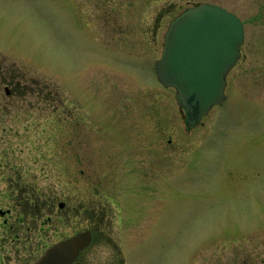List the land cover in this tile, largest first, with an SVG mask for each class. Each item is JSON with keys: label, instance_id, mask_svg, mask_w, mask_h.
<instances>
[{"label": "rangeland", "instance_id": "374dc122", "mask_svg": "<svg viewBox=\"0 0 264 264\" xmlns=\"http://www.w3.org/2000/svg\"><path fill=\"white\" fill-rule=\"evenodd\" d=\"M199 1L237 14L243 39L224 101L185 129L174 89L156 83L151 61L168 21ZM0 66L20 86L13 95L0 86V103H14L0 108V162L21 165L48 198H70L77 172L72 128L57 131L56 103H99L104 129L122 140L118 160H129L127 174L111 176L120 186L131 171L140 179L137 145L126 147L138 116L157 112L171 157L176 148L164 198L161 190L134 205L120 198L109 238L84 247L85 264H264V0H0ZM72 223L64 217L63 236L78 231Z\"/></svg>", "mask_w": 264, "mask_h": 264}, {"label": "flooded vegetation", "instance_id": "af4514ba", "mask_svg": "<svg viewBox=\"0 0 264 264\" xmlns=\"http://www.w3.org/2000/svg\"><path fill=\"white\" fill-rule=\"evenodd\" d=\"M152 70L154 72L153 66ZM154 77L156 83L162 85L156 75ZM1 85L6 95H13L20 89L17 77L6 73L0 66ZM76 93L79 94L78 91ZM89 100L90 103H56L57 131L66 129L68 125L72 128L69 138L73 140V162L77 164V172L73 177V193L70 198H48L46 190H38L34 181L24 177L21 165L14 166L9 158L0 162V264H32L49 244L63 237L64 217L72 218V224H75L72 229L90 230V243L100 238L108 239L104 229L110 228L111 219L115 216L113 209L120 203V198L125 206L128 203L134 205L136 200L143 197L142 192L161 190V198H164L165 184L168 190L173 186L174 177L171 176L175 171L176 148L171 147L169 150L173 153L171 157L165 148L170 138L163 137L157 112L152 109L145 117H137L138 135L126 147L131 149L137 145L136 176L139 175L140 179L131 171L130 180L120 186L119 180H113L111 176H116L113 171L127 174L129 170L124 167L129 160L127 156L118 160L117 156L122 151L120 139L113 138L112 133L104 129L102 119L96 116L99 103ZM115 103L120 104L121 108L126 103V106L135 103L130 108H143L139 101L118 100ZM8 104L14 103H0V108ZM27 104L33 106L32 103ZM159 171L162 172L163 181H160ZM146 174L149 178L144 179ZM45 178L46 175L43 180ZM111 183L120 187L115 189ZM84 249L69 264H85V258L80 259Z\"/></svg>", "mask_w": 264, "mask_h": 264}, {"label": "water", "instance_id": "95a60500", "mask_svg": "<svg viewBox=\"0 0 264 264\" xmlns=\"http://www.w3.org/2000/svg\"><path fill=\"white\" fill-rule=\"evenodd\" d=\"M242 39L239 17L212 2L191 5L169 21L154 67L159 80L175 88L187 127L223 97V78ZM90 237L88 230L66 236L48 246L33 264H68Z\"/></svg>", "mask_w": 264, "mask_h": 264}]
</instances>
